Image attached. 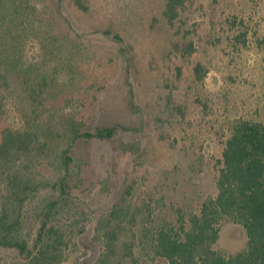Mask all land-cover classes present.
<instances>
[{"label": "rangeland", "instance_id": "1", "mask_svg": "<svg viewBox=\"0 0 264 264\" xmlns=\"http://www.w3.org/2000/svg\"><path fill=\"white\" fill-rule=\"evenodd\" d=\"M2 1L0 38L24 64L8 70L0 129L119 126L118 141L144 152L123 156L100 140L74 146L85 221L119 197L169 218L198 210L217 192L233 123L264 122V0H187L175 22L168 0ZM107 178L112 193H92ZM35 205L24 212L26 232L36 229ZM247 245L244 227L225 220L216 249L233 255ZM0 264L25 262L0 246Z\"/></svg>", "mask_w": 264, "mask_h": 264}, {"label": "trees", "instance_id": "2", "mask_svg": "<svg viewBox=\"0 0 264 264\" xmlns=\"http://www.w3.org/2000/svg\"><path fill=\"white\" fill-rule=\"evenodd\" d=\"M186 2L168 0L170 22L179 18ZM77 4L82 7L79 0ZM13 48L0 38V117L13 85L8 70L23 63ZM231 129L222 143L217 192L198 210H179L169 218L153 215L149 205H122L119 197L108 211L85 221L88 200L85 205L76 201L86 172L78 165L74 146L80 140L115 142L123 156L136 157L144 153L139 144L118 141L119 126L88 131L72 120L45 135L31 127L4 126L0 246L17 251L25 264H264V122L237 120ZM39 168L47 171L39 173ZM108 180H100V190L94 187L92 193L110 195ZM32 205L36 229L26 232L24 212ZM227 219L241 224L248 236L247 248L233 255L216 249Z\"/></svg>", "mask_w": 264, "mask_h": 264}]
</instances>
